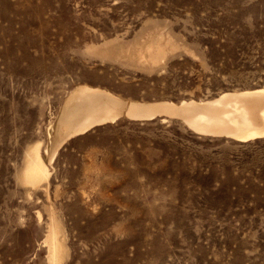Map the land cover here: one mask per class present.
I'll return each instance as SVG.
<instances>
[{"label": "rangeland", "instance_id": "374dc122", "mask_svg": "<svg viewBox=\"0 0 264 264\" xmlns=\"http://www.w3.org/2000/svg\"><path fill=\"white\" fill-rule=\"evenodd\" d=\"M80 85L146 103L264 86V0H0V264H49L52 221L57 264H264V138L123 117L23 183Z\"/></svg>", "mask_w": 264, "mask_h": 264}, {"label": "bare ground", "instance_id": "6f19581e", "mask_svg": "<svg viewBox=\"0 0 264 264\" xmlns=\"http://www.w3.org/2000/svg\"><path fill=\"white\" fill-rule=\"evenodd\" d=\"M148 54L153 63L163 54V49L155 45L150 47ZM123 117L133 121L178 118L198 134L245 143L264 138V86L226 91L212 99H188L178 103L127 101L99 87L77 86L60 109L50 141L51 149L49 146L43 155L40 143L27 148L21 181L34 187L48 183L50 171L47 163L52 161L63 142ZM59 232L58 224L52 221L45 240L49 264H57L63 257L64 246Z\"/></svg>", "mask_w": 264, "mask_h": 264}]
</instances>
